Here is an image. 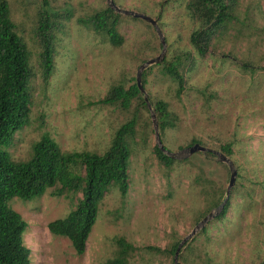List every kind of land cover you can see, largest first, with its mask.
Masks as SVG:
<instances>
[{
  "label": "rangeland",
  "instance_id": "obj_1",
  "mask_svg": "<svg viewBox=\"0 0 264 264\" xmlns=\"http://www.w3.org/2000/svg\"><path fill=\"white\" fill-rule=\"evenodd\" d=\"M6 1L28 48L32 74L29 122L0 147L12 161H30L42 138L54 141L64 154L102 155L115 131L137 118L135 135L128 140L126 194L120 184L107 188L82 255L67 238L48 230L49 223L66 218L78 206L82 193L54 196V187L30 200H9V208L27 225L23 244L31 250L32 264H105L120 257L121 239L133 247L124 258L128 264H175L170 251L188 236L178 264H259L264 258V0H240L236 19L214 39L205 58L198 57L189 42L194 24L188 0H113L118 8L157 20L164 50L153 26L122 14L120 46L96 34L87 19L109 7L108 0ZM46 16L58 25L51 28L53 69L48 76L37 36L40 19ZM185 52L194 63L181 72L185 82L178 96L177 84L159 64ZM159 56L140 76L141 95L150 108L137 100L127 110L96 103L114 87L128 90L140 66ZM153 100L166 102L174 120L173 127L162 133L158 129L167 152L179 153L193 140L222 154L220 146L232 145V155H224L237 177L224 215V208L216 211L226 196L228 166L201 152L170 167L159 163Z\"/></svg>",
  "mask_w": 264,
  "mask_h": 264
},
{
  "label": "trees",
  "instance_id": "obj_2",
  "mask_svg": "<svg viewBox=\"0 0 264 264\" xmlns=\"http://www.w3.org/2000/svg\"><path fill=\"white\" fill-rule=\"evenodd\" d=\"M240 0H188V16L194 24L189 42L198 57L210 54L215 38L226 30L235 19ZM56 16V14H54ZM120 14L112 9L96 12L87 19V24L96 34H105L109 43L118 47L122 37L118 33ZM56 25L49 18L40 19L37 36L42 43L40 54L44 74L48 76L53 69L52 29ZM194 63L190 52L175 55L173 60L165 59L160 66L162 71L177 84V95L184 89L183 69H192ZM31 69L28 48L16 31L11 19L9 5L0 0V147L9 144L15 134L29 122L32 95L30 90ZM147 72L141 82L145 87ZM133 100L147 108L146 102L136 83L128 90L117 86L103 99L100 105H115L127 110ZM157 116L158 128L162 133L174 126V120L168 105L163 100L152 101ZM136 116L121 125L114 133L109 149L102 155L90 152L64 154L58 145L49 138H42L34 147L33 156L28 162H14L7 152L0 150V264H32L31 250L24 246L23 236L26 223L20 214L9 208L13 197L30 200L42 196L47 189H54L52 195L63 196L66 193H82V201L68 216L55 220L48 225L54 235L67 238L75 252H85L87 238L95 223L99 202L107 188L120 184L124 196L129 185L128 165L131 152L128 140L135 135ZM201 144L193 140L190 145ZM227 156L232 155V145L220 146ZM154 154L163 166L170 167L175 160L169 158L158 146ZM80 172L79 174H72ZM218 206L220 203L217 204ZM228 202L221 212L224 215ZM118 244L123 251L119 258L108 260L105 264H128L125 256L133 247L124 240ZM177 245L172 247L175 253ZM259 264H264V258Z\"/></svg>",
  "mask_w": 264,
  "mask_h": 264
},
{
  "label": "water",
  "instance_id": "obj_3",
  "mask_svg": "<svg viewBox=\"0 0 264 264\" xmlns=\"http://www.w3.org/2000/svg\"><path fill=\"white\" fill-rule=\"evenodd\" d=\"M108 1H109V8L112 9L115 13L122 14V15H125V16H130V17H133V18H136V19H141V20L145 21L146 23L150 24L151 26H153L155 28L156 32H157V35H158V37L160 39L161 44L163 45V50H164L165 41L163 39L162 32H161V30H160V28L158 26L157 20H155V19H153L151 17H148L146 15L140 14V13H136V12H132V11H128V10L122 9V8H118L114 4L113 0H108ZM160 58H161V56H159L156 59L149 60V61L145 62L143 65L140 66L139 71L137 73L136 84H137L141 94L144 92V90H143V88L141 87V84H140V76H141L142 70H144L148 66L156 64L157 62H159ZM144 101L146 102V106L148 108H150V103H149L147 97H144ZM153 118H154L153 119V125H154V128H155L156 139L158 141V148L161 151H163L172 160H183V159H186V158H188L189 156H191V155H193L195 153L201 152V153H204V154H211V155L217 157L219 162L224 163V164H226L228 166V169H229V172H230V177H229L228 187L226 189V196H225L224 200L222 201V203L220 204V206L217 208V211H216L217 214L219 212H221V210L224 208V206H225V204H226V202H227V200L229 198L230 190L234 186V184L236 182V177H237V171L235 170V167H234L233 163L231 162V160L227 156L222 154L221 152L216 151V150H212V149H208V148H206L204 146H201L199 144H193V145L189 146L188 148H185L184 150H182L179 153L167 152L165 150V148L162 146L161 141L159 140L158 122H157V120L155 119L154 116H153ZM211 216H212V214H210L209 217H211ZM192 234H193V232H192ZM188 237H190V236H188ZM187 238L184 239L179 244L178 248L175 251V254H174V263L175 264H178L177 258H178L179 250H180L181 246L186 242Z\"/></svg>",
  "mask_w": 264,
  "mask_h": 264
}]
</instances>
